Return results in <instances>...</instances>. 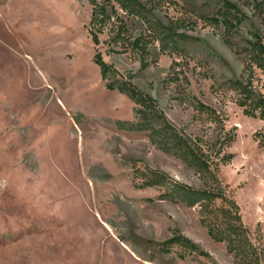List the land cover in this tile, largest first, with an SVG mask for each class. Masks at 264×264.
I'll return each instance as SVG.
<instances>
[{
  "label": "rangeland",
  "instance_id": "obj_1",
  "mask_svg": "<svg viewBox=\"0 0 264 264\" xmlns=\"http://www.w3.org/2000/svg\"><path fill=\"white\" fill-rule=\"evenodd\" d=\"M228 1L247 16L233 40L237 51L225 44L223 29L197 17L215 12L208 0H177L155 12L183 22L181 32L195 39L186 54H161L156 44L144 68L123 47L107 53L109 31L101 50L117 71L113 81L133 76L205 151L215 153L228 132L236 134L225 150L235 158L220 178L264 250V148L254 139L264 121L246 117L224 86L245 77L241 50L252 31L264 34V0ZM122 16L132 36L145 32ZM90 18V0H0V264H239L208 236L199 208L136 187L135 170L145 168L194 188L206 184L184 161L157 150L147 133L121 129L136 121L137 107L106 88L93 61ZM189 97L215 108L223 123L200 116ZM177 231L205 255L160 251Z\"/></svg>",
  "mask_w": 264,
  "mask_h": 264
},
{
  "label": "trees",
  "instance_id": "obj_2",
  "mask_svg": "<svg viewBox=\"0 0 264 264\" xmlns=\"http://www.w3.org/2000/svg\"><path fill=\"white\" fill-rule=\"evenodd\" d=\"M198 1V0H197ZM213 4L215 12L196 15L206 25L224 30V42L237 51L233 41L238 29L245 23L247 16L238 6L228 0H208ZM177 0H90L91 18L89 33L94 44V63L99 67L102 80L110 91H119L127 96L137 107L136 121L123 125L121 129L148 134L151 144L160 152L181 159L194 169L205 182V188H194L179 182L167 173L149 168L136 169L135 184L139 189H157L158 200L182 204L188 208H199L201 225L208 236L218 244H224L230 255L239 264H264V250L260 243L253 241L249 227L244 223L241 207L233 196L229 185L220 178L222 166L229 165L235 155L225 153L236 140V134L228 132L218 143L215 153L205 151L201 145L176 128L167 118L159 102L134 83V77L112 80L117 76L115 68L105 61L101 50V36L111 33L109 45H113L108 54L118 53L115 47H123L124 51L135 54L144 68L149 66L151 48L155 46L161 54H186L191 36L182 31L183 22L169 20L165 22L157 17V9L163 6H176ZM138 20L146 30L138 37L130 34L128 19ZM241 53L247 58L244 78L227 80L224 84L236 95V104L243 114L252 119L264 121V93L259 88L258 73L264 79V34L252 31L251 37L244 40ZM194 110L210 121L221 124L220 114L210 105L198 98L189 97ZM259 147L264 148V132L254 134ZM261 241V237L258 242ZM179 247L186 254L200 252L199 246L189 238L177 234L159 244L160 251L170 253ZM181 257H185L181 254Z\"/></svg>",
  "mask_w": 264,
  "mask_h": 264
}]
</instances>
